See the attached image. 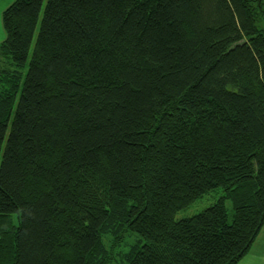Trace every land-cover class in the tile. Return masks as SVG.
Segmentation results:
<instances>
[{
	"label": "trees",
	"instance_id": "16d2710c",
	"mask_svg": "<svg viewBox=\"0 0 264 264\" xmlns=\"http://www.w3.org/2000/svg\"><path fill=\"white\" fill-rule=\"evenodd\" d=\"M2 24L0 264H238L264 226V0H14Z\"/></svg>",
	"mask_w": 264,
	"mask_h": 264
},
{
	"label": "rangeland",
	"instance_id": "374dc122",
	"mask_svg": "<svg viewBox=\"0 0 264 264\" xmlns=\"http://www.w3.org/2000/svg\"><path fill=\"white\" fill-rule=\"evenodd\" d=\"M13 1L14 0H0V41L5 36V32H4L3 24H2L3 10L7 7L6 4L8 2L11 3ZM32 50H33V44L30 47L28 62H29V58H30V55L32 53ZM26 70H27V64L24 67L23 72L25 73ZM221 195H222V188L216 187L215 189H213L209 193H206L203 196L196 199V201H194L188 207L179 210L176 213L175 218L180 219L183 217H188V216L194 215L197 212L203 210L208 205H210L212 202H214ZM225 204H226V207L228 209V214H229V219H230L231 215H232V203L229 199H227ZM259 233L260 234L257 237V241L252 245V248L250 249L248 254L238 264H264V227H263L262 231ZM137 239H138L137 236L135 234H132L128 238V242L124 243L125 248L127 249L128 246L133 244L134 242H136ZM104 242H105L106 246L110 245V242L107 240V236H105Z\"/></svg>",
	"mask_w": 264,
	"mask_h": 264
},
{
	"label": "crops",
	"instance_id": "0c3cea01",
	"mask_svg": "<svg viewBox=\"0 0 264 264\" xmlns=\"http://www.w3.org/2000/svg\"><path fill=\"white\" fill-rule=\"evenodd\" d=\"M8 3H9V2H8ZM8 3L6 4V6H8V5L10 4V3H9V4H8ZM3 11H4V10H3ZM4 37H5V36H4ZM2 40H3V39H2ZM263 227H264V226H263ZM263 227H262V229H263ZM262 229H261V231H262ZM261 231H260V232H261ZM259 234H260V233H259ZM259 234H258V236H259ZM258 236H257V237H258ZM257 237H256L255 242L257 241ZM255 242H254V243H255ZM254 243H253V244H254ZM247 254H248V253H247ZM247 254H246V255H247ZM246 255H245V256H246ZM245 256H244V257H245ZM244 257H243V258H244ZM243 258H242V259H243ZM242 259H241V260H242Z\"/></svg>",
	"mask_w": 264,
	"mask_h": 264
}]
</instances>
